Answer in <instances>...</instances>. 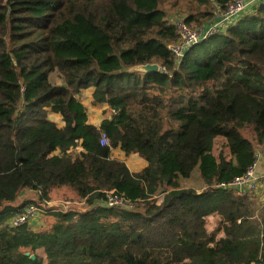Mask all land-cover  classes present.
<instances>
[{
	"label": "trees",
	"instance_id": "1",
	"mask_svg": "<svg viewBox=\"0 0 264 264\" xmlns=\"http://www.w3.org/2000/svg\"><path fill=\"white\" fill-rule=\"evenodd\" d=\"M182 1L190 27L234 0H0V264L264 263V204L216 188L264 148V2L177 58L168 8ZM148 64L160 71L136 70ZM88 89L108 107L99 128L77 98ZM115 149L147 167L131 173ZM196 172L200 193L181 186ZM67 191L91 207L10 226ZM107 192L127 207L96 203Z\"/></svg>",
	"mask_w": 264,
	"mask_h": 264
},
{
	"label": "built area",
	"instance_id": "2",
	"mask_svg": "<svg viewBox=\"0 0 264 264\" xmlns=\"http://www.w3.org/2000/svg\"><path fill=\"white\" fill-rule=\"evenodd\" d=\"M263 2L264 0H234L226 6L225 11H223L222 14L218 16L214 23L207 27L205 30H203L201 34L192 32L183 22L176 23V27L178 33L180 34L181 40L177 47L172 48L173 52L175 53L177 58H180L183 51L191 45L195 44L199 39L207 38L211 35L226 31L231 25L236 22L239 17L250 12L253 8L257 7ZM112 113L116 115L115 112ZM100 145L102 147L110 146V141L106 133H101ZM80 151H82L81 148H76L71 152L78 153ZM258 159L259 156L256 155V161L254 165L248 169L244 176L236 178L228 184H218L216 188L233 191L239 197H246L257 193L260 189V178L257 172ZM158 199L161 200V197H159ZM85 202L86 199H83L81 204H84ZM42 203V206H38L35 204L27 206L22 213L16 215L9 221L10 226L13 228H18L22 225L30 224L32 221L37 220L41 216V214L43 213L44 206L48 208L56 207L54 206V203L50 201H43ZM96 203H100L101 205H105L110 208L127 207L123 199L116 196L114 192H107L106 200L103 202L98 201ZM58 204H60L61 208H58L57 211L63 213H68L72 211L73 208L77 205L75 202L72 201H64ZM253 264L264 263L256 262Z\"/></svg>",
	"mask_w": 264,
	"mask_h": 264
},
{
	"label": "rangeland",
	"instance_id": "3",
	"mask_svg": "<svg viewBox=\"0 0 264 264\" xmlns=\"http://www.w3.org/2000/svg\"><path fill=\"white\" fill-rule=\"evenodd\" d=\"M189 10H190V6L186 2L182 1V2H179V5L177 8H168V14L171 17V20L173 22H175V24H176L178 22H183V19L187 16ZM209 10L211 13H213V17L215 18V20L218 18V16H220L222 14V12L219 10H217V11H213L211 9H209ZM214 18L207 20V21H204L201 24H199V22H194L191 24L190 27H188L187 25L186 26L192 32H196L198 34H201V32L203 30H205L207 27H209L211 24L214 23V21H215ZM177 46L178 45H175L174 47H177ZM51 82L53 85L60 86L61 84H63V79L61 78L60 75L54 74L51 77ZM107 114H109L108 110L104 112V114H103L104 117H106ZM211 148H212L213 153L217 157L220 154H224V156L228 155L227 150L225 149L221 139H217V140L212 141ZM259 183H260L259 191L257 193L250 195L253 198H257V199L260 198L259 194L263 190L264 180H260ZM181 186L184 188L193 189L195 191H203V189H204V185L199 178L198 172H196L190 179L181 180ZM64 201H66V202L72 201V202H75L77 204L76 207L73 208V211H80V212L87 211L91 207V205H89L88 201L85 202L84 204H81L82 201L80 199L75 198L72 193L67 191L64 193L55 192L52 194L50 202H53L54 206H56V207H52V209H54L55 212H57L58 208H61L60 204H58V203L64 202ZM52 223H53L52 217L49 216L48 214L42 213L41 216L37 220H35L33 223L31 222L27 226H30L34 230H41V229H49L51 227Z\"/></svg>",
	"mask_w": 264,
	"mask_h": 264
},
{
	"label": "crops",
	"instance_id": "4",
	"mask_svg": "<svg viewBox=\"0 0 264 264\" xmlns=\"http://www.w3.org/2000/svg\"><path fill=\"white\" fill-rule=\"evenodd\" d=\"M77 98L81 101V103L86 107L88 111L89 124L96 128H99L101 123L105 119L103 114L108 110V107L105 105L94 104L92 89L82 91ZM49 118L51 121L55 122L58 127H63V122L59 115L51 114ZM257 155L259 156L257 172L260 180H264V148H258ZM111 158L117 161L124 162L131 173H139L147 167L146 161L138 155L133 154L127 157L119 149L112 150ZM197 192L200 193L201 191ZM259 197V204H264V186L263 190L259 194ZM33 222L34 221H32V223Z\"/></svg>",
	"mask_w": 264,
	"mask_h": 264
},
{
	"label": "water",
	"instance_id": "5",
	"mask_svg": "<svg viewBox=\"0 0 264 264\" xmlns=\"http://www.w3.org/2000/svg\"><path fill=\"white\" fill-rule=\"evenodd\" d=\"M136 70L143 72V73L159 72L160 67L157 64H148V65H144V66H139L136 68ZM31 259L34 260L35 257L32 256Z\"/></svg>",
	"mask_w": 264,
	"mask_h": 264
}]
</instances>
